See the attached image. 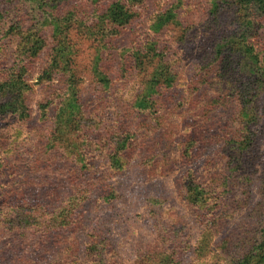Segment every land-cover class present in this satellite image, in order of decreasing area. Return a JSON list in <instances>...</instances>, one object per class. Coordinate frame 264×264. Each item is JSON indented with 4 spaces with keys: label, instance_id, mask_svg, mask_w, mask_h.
<instances>
[{
    "label": "rangeland",
    "instance_id": "1",
    "mask_svg": "<svg viewBox=\"0 0 264 264\" xmlns=\"http://www.w3.org/2000/svg\"><path fill=\"white\" fill-rule=\"evenodd\" d=\"M81 2L85 0H69L65 6L77 15L82 14L85 23L91 25L95 20ZM170 8H173L177 23H169L154 31L152 22L156 16ZM133 11L135 16L120 29L122 35L115 41L107 43V38L101 40L99 35H88L78 30L72 32L77 56L71 67L78 77L82 94L81 106L86 118L84 133L88 131L92 139L88 147L92 154L87 155L91 158L90 165L82 167L81 162L68 154L63 146H49V129L43 135L38 130L49 124L39 115L38 106L47 95V88L42 84L33 83L29 100L32 117L28 121L18 120L14 114L0 115V217L5 215L3 218L8 220L18 214L19 206L37 208V215L42 212V216H38L42 223L32 227L0 222V264H73V259L77 264H83V254H80L83 241L97 234L105 236L104 242L112 247L113 250L107 254L112 264H137L155 247L159 250L173 249L175 259L182 264L228 263V254L221 250L223 233L238 227L241 222L250 221L251 205L260 196L256 186L264 164V113L261 121L253 126L260 128L258 147L263 156L257 163L251 205L233 212L223 232L212 235L208 247L202 251L196 248L203 217L188 207L179 193L185 176L184 167H173L164 173L148 172L145 158L161 156L170 142L178 146L186 134L185 129L192 126L188 91L191 80L196 83L193 93L196 100L205 102L214 95L217 86L214 69L203 70L206 81L203 83L196 73L205 63L212 68L211 53L215 41L222 31L234 27V17L229 9L224 8L218 22H213L208 17L207 0H142ZM18 15H22V22L27 21L23 10L18 11ZM262 24L259 30L261 39L264 37V22ZM150 41L156 42L157 51L163 52L175 71L176 83L172 90L166 92L169 97L160 107L159 114L148 116L139 112L133 114L129 108L137 77L121 75L124 71L119 73L117 63L110 60L108 67L111 69L113 62L115 69L110 70L109 84L103 86L91 68L96 52L145 51ZM0 50L10 54L16 52L15 41H2ZM8 63L9 59L0 54V81L6 78ZM37 70L31 82L36 81ZM257 103L264 109V92L259 95ZM235 106L236 103L231 102L221 107L219 117L222 125L215 128L208 127L211 119L194 121L198 136L209 133L204 136L212 141L199 150L198 161L202 162L197 166V173L201 177H210L205 172L206 164L222 168L226 156L224 151H220L221 130L225 126L228 133L234 129ZM54 108H49V117H52ZM120 116L128 119L127 125L132 129L125 126ZM129 130L134 137L131 136L127 147L130 155L128 164L119 173H114L106 164L110 139ZM37 132L43 144L32 150ZM109 194L112 195L107 197ZM72 196L80 198L72 212L74 220L67 226L50 227V219L58 211L56 207L65 204ZM236 196L241 197V194L238 192ZM33 209L27 212L33 214ZM166 223L179 231L165 234L163 228L166 229ZM72 245L73 248L79 246L78 251L66 250ZM62 254L68 263L60 262ZM72 254L76 255L70 258Z\"/></svg>",
    "mask_w": 264,
    "mask_h": 264
},
{
    "label": "trees",
    "instance_id": "2",
    "mask_svg": "<svg viewBox=\"0 0 264 264\" xmlns=\"http://www.w3.org/2000/svg\"><path fill=\"white\" fill-rule=\"evenodd\" d=\"M68 1L0 0V45L2 41L10 42L12 39L16 43V52L11 53L13 56L0 50V54L9 59L6 78L0 81V115L14 114L18 120L28 121L32 117L29 100L33 83L42 84L47 88V95L38 106L39 115L49 124L45 129L38 130L43 135L49 129L48 145L63 146L85 168L91 164V158L87 155L92 154L88 149L92 139L88 131L84 133L86 118L81 106L82 94L78 77L71 67L77 56L72 32L78 30L88 35H99L101 40L107 38V43L115 41L122 35L120 29L135 16L133 10L142 0H85L81 5L95 20L91 25L85 23L82 14L77 15L65 6ZM207 5L208 17L213 22H218L224 8L229 9L234 17V27L222 31L215 41L211 53L212 68L205 63L196 73L203 83L206 82L203 70L214 69L215 93L205 102L196 100L193 96L196 83L191 80L188 91L192 126L185 129L186 134L178 146L170 142L161 156L145 158L148 172L164 173L173 167H184L185 176L180 183L179 193L184 203L203 217V228L197 239L198 251L199 248L202 251L208 247L212 235L223 232L233 212L251 205L254 197L251 188L258 171L257 163L263 156L258 147L261 131L253 126L261 121L264 113L257 103L259 95L264 92V37L261 39L259 31L264 22V0H207ZM21 10L27 17L25 22H22V15H18ZM169 23H177L173 8L157 15L152 29L159 31ZM156 47V42L150 41L145 51L96 52L92 60L91 71L103 86L110 82V70L115 69L113 62L117 63L119 73L124 71L121 75L138 78L129 102L133 114H159L160 107L166 104L165 99L169 97L165 95L166 92L172 90L176 83L175 71L169 66L163 52L157 51ZM110 60H114L111 69L108 67ZM36 68V81L31 82ZM231 102L236 103L235 126L233 130L229 129V133L225 131V126L220 136V151H224L226 159L222 168L212 163L206 164L205 172L210 177H201L197 173V166L202 162L198 161L199 150L212 141L204 136L209 133L198 136L194 121L208 118L212 120L209 128L222 125L219 111ZM50 107H55L52 117L48 115ZM120 117L125 126L132 129L127 125L128 119ZM131 136L134 137V133L129 130L110 139L106 164L114 173H119L128 164L130 155L127 147ZM35 137L32 150L43 144L39 133ZM156 157L159 161L155 160ZM258 180L256 187L260 196L251 205L250 221L241 222L238 227L223 233L221 250L228 254L227 264H264V164ZM238 192L241 197L236 196ZM68 200L56 207L58 211L51 217L50 227L67 226L74 220L72 212L80 198L72 196ZM33 208L19 206L18 214L6 221L3 218L5 215H2L0 222L16 227L39 225L42 221L38 220V216H42V212L37 215V208ZM28 209H33V214L28 213ZM165 227L163 230L167 235L170 231H179L168 223ZM104 237L97 234L83 241L80 253L83 254V264L113 263L107 258L108 252L113 249L104 242ZM78 247L73 248L72 245L66 250L78 251ZM174 254L173 249L159 250L155 247L152 253L150 250L146 256L142 255L137 264H182ZM75 255L72 254L70 258ZM63 257L62 254L60 262H63ZM72 263L77 264V260L73 259Z\"/></svg>",
    "mask_w": 264,
    "mask_h": 264
}]
</instances>
